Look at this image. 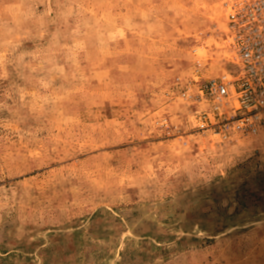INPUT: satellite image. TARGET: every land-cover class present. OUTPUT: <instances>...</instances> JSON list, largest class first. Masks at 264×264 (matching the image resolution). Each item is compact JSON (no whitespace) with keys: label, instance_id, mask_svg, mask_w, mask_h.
I'll return each instance as SVG.
<instances>
[{"label":"rangeland","instance_id":"374dc122","mask_svg":"<svg viewBox=\"0 0 264 264\" xmlns=\"http://www.w3.org/2000/svg\"><path fill=\"white\" fill-rule=\"evenodd\" d=\"M227 0H0V264H264V128L182 93L234 69Z\"/></svg>","mask_w":264,"mask_h":264},{"label":"built area","instance_id":"2783aa9c","mask_svg":"<svg viewBox=\"0 0 264 264\" xmlns=\"http://www.w3.org/2000/svg\"><path fill=\"white\" fill-rule=\"evenodd\" d=\"M222 31L234 69L182 97L195 106L197 127L222 141L264 128V0H227Z\"/></svg>","mask_w":264,"mask_h":264}]
</instances>
